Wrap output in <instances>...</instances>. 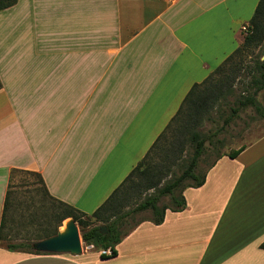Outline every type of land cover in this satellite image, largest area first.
I'll list each match as a JSON object with an SVG mask.
<instances>
[{
  "label": "crops",
  "instance_id": "0c3cea01",
  "mask_svg": "<svg viewBox=\"0 0 264 264\" xmlns=\"http://www.w3.org/2000/svg\"><path fill=\"white\" fill-rule=\"evenodd\" d=\"M258 1L18 0L1 10L0 224L13 169L92 214L191 87L243 43ZM146 129L148 147L131 132ZM240 148L185 189L183 211L141 222L114 257L0 247V264H264V135L228 156Z\"/></svg>",
  "mask_w": 264,
  "mask_h": 264
},
{
  "label": "trees",
  "instance_id": "16d2710c",
  "mask_svg": "<svg viewBox=\"0 0 264 264\" xmlns=\"http://www.w3.org/2000/svg\"><path fill=\"white\" fill-rule=\"evenodd\" d=\"M17 2L18 0H0V11L14 6ZM247 30L239 48L204 81L191 87L177 113L143 159L92 214L88 215L53 197L40 174L26 170H13L38 178V182L31 183L34 188L29 191L34 194L32 197L35 195L41 197L45 216L43 230H40L36 236V241L57 235L64 220L73 219L81 230L85 245L92 246L97 252L109 250V255L101 253V257L110 258L117 255L116 246L141 222L147 220L160 225L165 219L167 210L183 211L187 206L183 194L185 189L201 187L205 183L207 171L225 155V152L221 151L224 148L223 141L216 138L218 132L205 136L198 127L204 119H210L212 110L217 109V106L221 104L228 103L229 97H234L235 93L229 86V82L236 78L239 70V67L234 66V60L244 52L264 45V0L258 1L254 14L247 24ZM250 72L254 94L234 98L235 108L231 107V114L224 121L225 126L247 107H252L256 114L264 118V107L255 98V95L264 89V61L258 58ZM220 129L224 130V126ZM210 148L216 151L215 160L205 171H202L201 161ZM244 148L245 146H242L238 150L231 151L228 156L234 158ZM10 179L12 180V176ZM10 179L0 224V247L9 251L47 254L40 253L33 243H6L7 235L4 230L8 212L12 206L13 194ZM164 198L169 199L168 204L162 203ZM47 202H51L53 207L48 208ZM147 211L150 212V217L136 220L124 229L128 220L135 219L136 215ZM103 226L106 227V231L101 229Z\"/></svg>",
  "mask_w": 264,
  "mask_h": 264
},
{
  "label": "rangeland",
  "instance_id": "374dc122",
  "mask_svg": "<svg viewBox=\"0 0 264 264\" xmlns=\"http://www.w3.org/2000/svg\"><path fill=\"white\" fill-rule=\"evenodd\" d=\"M258 58L264 61V45L257 49L248 50L241 54V56H238L236 60H234V66L239 67V70L236 73V78L234 77V80L232 82H229V86L232 87V90L235 93L234 97H229L227 99L228 103L221 104L217 106V109L212 110L210 112V119H204L202 124L198 127V130L205 136L218 132L216 138L223 141L224 148L221 150L223 152L246 146L247 144L264 135V118L256 114L255 110L252 107L242 109L239 114L230 121V123H228L226 126L224 125L225 119L231 114V107L235 108V106L233 105L234 98L254 94V88L251 87L252 73L250 71L253 70L255 62ZM255 98L264 107V89L257 93L255 95ZM223 126L224 130H221L220 128H222ZM131 132L137 133L138 143L139 141H144L145 145L147 146L150 141V136L155 132V130L146 129L143 130L142 134L140 130H131ZM215 157L216 151H212L210 148L201 161L202 163L200 164V169L202 171H205L210 163L215 160ZM13 170L11 171L9 177L10 179L12 176V180L10 179V181L13 186V194L11 199L12 206L8 212L7 224L4 230V233L7 235L6 243L10 242L15 244L29 242L37 244L39 241H36L35 238L40 233V230H43V224L45 222L42 205L43 202L40 196L35 195L34 198L32 197L34 194H31L29 191L34 188L33 186H31V183L38 182V178L34 175H29ZM162 203L168 204L169 199L164 198ZM47 205L48 208L53 207L51 202H47ZM148 217H150V212L148 211L138 214L136 215L135 219L128 220V223L124 227V229L128 228L136 220ZM76 225L78 226L77 223ZM96 225H98V223H96ZM61 231L62 226L58 229V234ZM79 232L81 235L80 228ZM38 251L40 253H50L42 250ZM89 251V247L86 246L83 242L81 254H60L79 256Z\"/></svg>",
  "mask_w": 264,
  "mask_h": 264
},
{
  "label": "water",
  "instance_id": "95a60500",
  "mask_svg": "<svg viewBox=\"0 0 264 264\" xmlns=\"http://www.w3.org/2000/svg\"><path fill=\"white\" fill-rule=\"evenodd\" d=\"M70 221L72 228L68 232L62 233L61 231L55 236L39 241L37 244H35L36 249L55 254H81L83 239L75 221L73 219H70ZM101 229L106 231L105 226H103Z\"/></svg>",
  "mask_w": 264,
  "mask_h": 264
},
{
  "label": "bare ground",
  "instance_id": "6f19581e",
  "mask_svg": "<svg viewBox=\"0 0 264 264\" xmlns=\"http://www.w3.org/2000/svg\"><path fill=\"white\" fill-rule=\"evenodd\" d=\"M71 228H72V225H71L70 219L64 220L63 225H62V231H63L62 233L68 232Z\"/></svg>",
  "mask_w": 264,
  "mask_h": 264
},
{
  "label": "built area",
  "instance_id": "2783aa9c",
  "mask_svg": "<svg viewBox=\"0 0 264 264\" xmlns=\"http://www.w3.org/2000/svg\"><path fill=\"white\" fill-rule=\"evenodd\" d=\"M247 26H243V28H242V32L244 33V34H246L247 33ZM102 254H107V251H102L101 252Z\"/></svg>",
  "mask_w": 264,
  "mask_h": 264
}]
</instances>
